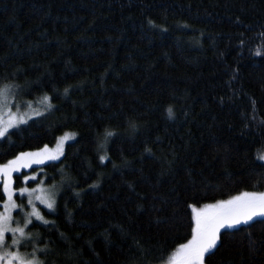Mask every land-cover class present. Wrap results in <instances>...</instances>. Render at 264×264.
Wrapping results in <instances>:
<instances>
[{"label":"trees","instance_id":"16d2710c","mask_svg":"<svg viewBox=\"0 0 264 264\" xmlns=\"http://www.w3.org/2000/svg\"><path fill=\"white\" fill-rule=\"evenodd\" d=\"M261 33L264 0H0V84L54 106L0 139V163L76 134L33 166L60 189L29 229L45 264H162L189 204L264 192ZM207 264H264V218L222 230Z\"/></svg>","mask_w":264,"mask_h":264},{"label":"snow or ice","instance_id":"6c2138e0","mask_svg":"<svg viewBox=\"0 0 264 264\" xmlns=\"http://www.w3.org/2000/svg\"><path fill=\"white\" fill-rule=\"evenodd\" d=\"M151 23V21H149ZM264 41V33L260 34ZM243 43V41L241 42ZM254 55H264V43L258 47ZM68 89H65L67 94ZM18 85L11 82L0 84V139H11L13 130H19L34 118L42 117L53 110L52 99L43 94L37 101H20L22 95ZM255 106V102L253 101ZM169 117L173 116L172 108H168ZM264 123V121H262ZM114 133L104 130L98 144V150L105 151L106 144ZM76 138L75 133H64L58 138L55 150L47 145L36 151H20L5 163H0V264H45L41 254H45V247H38L39 234H33L29 229L34 221L48 225L40 208L43 205L48 212H55L58 207L60 189L56 183L47 185V180H55V175L40 178L35 174L33 165H45L47 162H57L65 155L64 143ZM258 160L264 161V151H258ZM108 159L100 156L101 163ZM33 169L34 174L28 175L22 170ZM63 175V170H60ZM13 173L23 175L24 186L15 188ZM35 187L28 186L29 182H37ZM19 198L26 199V203H18ZM191 209V238L180 243L173 253L162 264H207L208 256L214 254L221 241L222 230L235 229L241 224H249L255 217H264V192L241 191L228 199L216 200L202 206L189 204ZM14 213H22V219H17ZM31 245V251H23Z\"/></svg>","mask_w":264,"mask_h":264},{"label":"rangeland","instance_id":"374dc122","mask_svg":"<svg viewBox=\"0 0 264 264\" xmlns=\"http://www.w3.org/2000/svg\"><path fill=\"white\" fill-rule=\"evenodd\" d=\"M18 99L20 100V101H26V100H22V99H20L19 97H18ZM39 99V98H38ZM37 99V100H38ZM37 100H35V101H37ZM70 141H72V140H68V141H66L65 143H64V149H65V146H66V144L68 143V142H70ZM56 144H57V142L54 144V146H52V147H50L49 149L50 150H55V148H56ZM48 163V162H47ZM33 166H37V165H33ZM39 166H41V165H39ZM14 174H16V173H13V175ZM18 202V201H17ZM19 203V202H18ZM24 203H26V199H25V202ZM37 206H41V207H43V205H37ZM14 215H16V218L17 219H22V216H23V214L22 213H14ZM258 218H264V217H255L253 220H255V219H258ZM250 223V222H249ZM241 225H244V224H241ZM240 226V225H239ZM239 226H237V227H239Z\"/></svg>","mask_w":264,"mask_h":264}]
</instances>
